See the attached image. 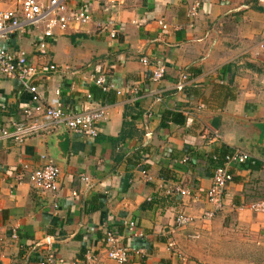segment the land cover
Listing matches in <instances>:
<instances>
[{
	"label": "crops",
	"instance_id": "crops-1",
	"mask_svg": "<svg viewBox=\"0 0 264 264\" xmlns=\"http://www.w3.org/2000/svg\"><path fill=\"white\" fill-rule=\"evenodd\" d=\"M2 1L13 8L21 0ZM191 3L92 0L91 21L56 31L44 54L37 47L43 26L3 44L24 52L37 67L32 80L44 104L59 91L66 112L78 113L91 95L92 106L103 107L106 116L94 138L65 127L21 145L0 138V264H39L47 237L56 264H118L107 258L106 231L140 251L126 264H184L180 257L187 264H252L208 253L221 244L234 250L240 242L262 252L251 260L263 264L255 260L264 255V214L246 207L264 198V0H201L192 24ZM109 20L115 39L109 37ZM158 66L165 76L152 82L150 73ZM104 72L119 95L93 84ZM182 73L189 82L177 90ZM30 105L21 83L0 75V130L22 121ZM164 113L183 121L162 123ZM234 150L249 159L228 165L232 181L224 190L223 210L202 221L212 210L206 192L213 169L224 164L219 155ZM42 155L60 169L55 193L35 191L28 182L42 166ZM19 174L24 181L16 185ZM81 175L89 181L82 182ZM176 186L192 196L167 193ZM181 213L194 221L176 227ZM130 221L144 238L127 232Z\"/></svg>",
	"mask_w": 264,
	"mask_h": 264
},
{
	"label": "built area",
	"instance_id": "built-area-1",
	"mask_svg": "<svg viewBox=\"0 0 264 264\" xmlns=\"http://www.w3.org/2000/svg\"><path fill=\"white\" fill-rule=\"evenodd\" d=\"M92 0H47L41 2L38 0H21L17 7L6 8L4 2L0 0V75L8 79L18 80L23 88L30 95L31 105L23 110V120L14 123L11 128L0 130V138L10 140L15 144L21 145L26 140L39 137L41 135H51L57 132L61 127H65L69 132L87 138H94L98 135L97 124L105 120V109L103 107L92 106V97L87 95L89 104L78 113H68L63 108L59 99V91L55 92L54 97L48 104H44V99L38 91V87L33 83V77L37 74V67L29 64L26 54L22 51L11 52L4 47V43L9 41L13 36L27 33L28 27L37 28L43 25L42 41L37 45L40 53H46L47 40L55 36V32H65L69 29L80 27L91 21V12L89 10V2ZM262 2V0H260ZM201 0H192L187 11V17L191 24L195 21L200 9ZM158 26L162 30H167L168 26L159 20ZM190 24V25H191ZM110 27L109 37L115 39L117 31L114 22L109 20L107 25ZM106 26H103L106 28ZM140 62L148 65V59L142 57ZM50 71H55L54 65L49 66ZM165 76V68L163 66L155 67L150 73L152 82H160ZM93 84L103 93L115 90L109 81L107 72L101 73L92 78ZM189 82L187 74L182 73L176 83V89L182 90ZM119 95V90H115ZM249 159V155L245 152L234 150L223 156L224 164L218 165L213 169L211 175V185L207 189L206 198L211 205L212 210L203 213L200 218L202 221H211L215 215L223 210L224 206V190L228 183L232 181V174L228 169L230 164H244ZM42 166L29 175L28 182L32 189L40 193H55L58 191V179L60 169L54 161L42 155ZM213 161H218L219 157L212 156ZM264 169V162L262 163ZM144 173V172H143ZM82 182L87 183L88 177L81 175ZM24 176L19 174L16 176V185L22 184ZM168 194L179 195L181 197H191L192 192L189 189L176 186L168 189ZM251 212L264 214V198L248 204L246 207ZM194 219L183 213L177 215L174 219L176 227H185L191 224ZM127 232L136 239L144 238L143 233L137 228L134 221L126 223ZM104 246L107 258L118 264H126L130 258V254L140 253L139 250H131L121 242V237L111 231L105 232ZM18 238V232L13 231L12 239ZM44 251L46 254L42 256L39 264H56L55 258L51 252L52 241L47 237L44 242ZM173 244H169L168 248H172ZM184 264L188 261L184 257H180Z\"/></svg>",
	"mask_w": 264,
	"mask_h": 264
},
{
	"label": "rangeland",
	"instance_id": "rangeland-1",
	"mask_svg": "<svg viewBox=\"0 0 264 264\" xmlns=\"http://www.w3.org/2000/svg\"><path fill=\"white\" fill-rule=\"evenodd\" d=\"M42 26L43 25H39L37 28L28 27L27 33L28 34H30V33L34 34L36 30H39V29L41 30ZM45 57L49 58L48 56H45ZM240 243H241L240 247L235 246L234 250H232V248L230 246H225L224 244H221L220 248L218 250H214L213 252H212V250H208V253L212 257H215V258L218 257V258L223 259V260L235 258L236 260H241V261H245L246 263L254 264L253 261L251 260V257H254V256L257 257L256 255H258L262 252L256 251L255 249H252L250 247H245L244 245H242L245 242H240ZM236 245H237V243H236ZM261 258L264 259V255Z\"/></svg>",
	"mask_w": 264,
	"mask_h": 264
},
{
	"label": "trees",
	"instance_id": "trees-1",
	"mask_svg": "<svg viewBox=\"0 0 264 264\" xmlns=\"http://www.w3.org/2000/svg\"><path fill=\"white\" fill-rule=\"evenodd\" d=\"M169 121L177 123V124H181L183 120H182V117L178 118V115L176 116V115H174L172 113H164L163 117H162V123L163 122H169ZM214 155L218 156V154H214ZM219 156H224V155H219ZM255 261H257L258 263H263L264 264V260L262 261V259L260 257H258V259L255 260Z\"/></svg>",
	"mask_w": 264,
	"mask_h": 264
}]
</instances>
